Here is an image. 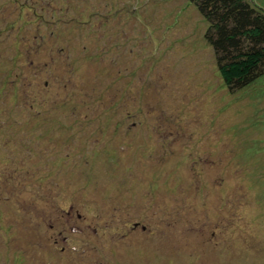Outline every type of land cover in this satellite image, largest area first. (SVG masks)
Here are the masks:
<instances>
[{
	"label": "rangeland",
	"instance_id": "374dc122",
	"mask_svg": "<svg viewBox=\"0 0 264 264\" xmlns=\"http://www.w3.org/2000/svg\"><path fill=\"white\" fill-rule=\"evenodd\" d=\"M14 1L0 0V264H264V77L229 93L185 0H129L98 33H127L114 67L82 0Z\"/></svg>",
	"mask_w": 264,
	"mask_h": 264
},
{
	"label": "trees",
	"instance_id": "16d2710c",
	"mask_svg": "<svg viewBox=\"0 0 264 264\" xmlns=\"http://www.w3.org/2000/svg\"><path fill=\"white\" fill-rule=\"evenodd\" d=\"M195 8L197 13L206 22L207 28L204 38L211 46L217 70L229 93L237 94L251 88L260 78L264 77V10L250 0H185ZM23 9L24 2L14 1ZM81 24L90 33H95L97 39L92 45L100 46L99 63L111 65L109 61L124 54V38L111 41L100 38L98 33L114 30L115 21H122L132 11V1L129 0H82ZM127 6L122 15L110 18L117 8ZM26 9L29 7L26 3ZM34 10V7L31 8ZM36 12L41 21L43 15ZM92 18L90 24H85L86 17ZM111 17V16H110ZM143 17V16H142ZM142 21H144L142 19ZM117 39V38H115ZM110 41V39H109ZM112 45L114 47L111 51ZM129 47V46H128ZM115 51L118 53H115ZM114 67V66H113Z\"/></svg>",
	"mask_w": 264,
	"mask_h": 264
}]
</instances>
